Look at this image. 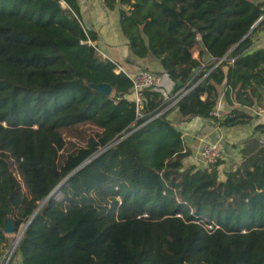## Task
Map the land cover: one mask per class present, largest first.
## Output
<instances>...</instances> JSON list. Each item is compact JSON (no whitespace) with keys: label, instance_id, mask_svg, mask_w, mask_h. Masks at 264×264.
<instances>
[{"label":"trees","instance_id":"1","mask_svg":"<svg viewBox=\"0 0 264 264\" xmlns=\"http://www.w3.org/2000/svg\"><path fill=\"white\" fill-rule=\"evenodd\" d=\"M104 2L121 6L131 52L161 60L170 92L163 83L144 88L138 105L131 78L100 55L76 0H0V255L7 222L17 231L38 207L12 173V149L42 200L82 164L60 189L63 202L115 196L104 216L85 208L68 215L52 197L18 245L23 264H194L206 251L208 264H264V142L245 140L241 164L221 181L220 161L211 170L185 164L192 151L171 119L178 111L183 121L233 128L252 122L244 108L264 107V48L254 49L264 0ZM104 84L114 95L94 88ZM222 89L231 109L220 119ZM85 122L104 135L69 155L50 182L39 164L52 137Z\"/></svg>","mask_w":264,"mask_h":264},{"label":"crops","instance_id":"2","mask_svg":"<svg viewBox=\"0 0 264 264\" xmlns=\"http://www.w3.org/2000/svg\"><path fill=\"white\" fill-rule=\"evenodd\" d=\"M76 1L84 28L96 32L98 36L95 45L100 50V53L117 64L122 69V72L126 73L130 78L141 71L160 74L166 91L170 92L172 90L173 84L167 76L163 75L160 59L152 54L141 59L131 52L128 41L120 27L119 11L122 9L121 6L117 5L115 10H110L104 0ZM254 42V49L264 48V30L256 35ZM202 49L200 45L195 47L193 51L194 59L200 61ZM207 59L208 57L203 58L202 62ZM202 66H205V63H202ZM118 72H120L119 69ZM224 92L225 90L222 89L217 107L222 114L227 113L231 109L225 101ZM244 110L253 116L252 122L248 125H239L233 128L220 127L211 120L200 118L183 121L178 111L173 112L171 119L177 122V128L183 134L186 147L192 151V156L185 160V164L187 166H195L197 169H207L206 164L199 156L202 144L205 142L218 143L223 152V159L218 167L219 178L224 181L226 174L235 170L241 164V151L245 140L253 136L264 142V133L256 130L258 126L264 125V107L244 108ZM203 254L204 257L194 264H208L209 253L206 251ZM198 256L200 254L194 257ZM189 259L184 264H188L187 261ZM12 264H23L21 257H16Z\"/></svg>","mask_w":264,"mask_h":264},{"label":"rangeland","instance_id":"3","mask_svg":"<svg viewBox=\"0 0 264 264\" xmlns=\"http://www.w3.org/2000/svg\"><path fill=\"white\" fill-rule=\"evenodd\" d=\"M103 135V129L92 122H85L72 128L60 130L52 137L49 152L39 164L40 168L43 173H45L48 180L52 182L56 179V172L60 170L69 155L75 154L80 148L91 147L98 141L99 137ZM7 153L10 156L12 169L15 170V168H18L20 171L21 186L25 196L29 201L35 202L39 206L43 200L30 182L28 165L23 162H18L12 149H7ZM222 159L223 156L220 159V162H222ZM54 197L60 203L61 208L66 214H69L74 209L85 208L93 210L99 216L107 214L112 208L115 200L113 193L105 191L95 192L91 196L89 195L90 202L86 206L80 203V199L74 200L73 202H63L64 197L60 190L56 192ZM23 227L24 226L19 228L13 235L6 234L10 239L6 249H12L15 247L16 239L19 236V233L23 230ZM205 242L206 245L209 246L208 238L205 239Z\"/></svg>","mask_w":264,"mask_h":264},{"label":"built area","instance_id":"4","mask_svg":"<svg viewBox=\"0 0 264 264\" xmlns=\"http://www.w3.org/2000/svg\"><path fill=\"white\" fill-rule=\"evenodd\" d=\"M89 45L95 46L90 40L88 41ZM98 52L100 53V50L96 48ZM100 55L107 59L105 55L100 53ZM119 71L122 72V69L119 68ZM162 76L160 74L149 72V71H141L136 76L132 77L131 80L133 82L134 86V92L136 94V103L138 105L141 104L140 100V92L144 88H150V87H156L162 83ZM185 93H188L185 92ZM214 115L220 119L224 118V114H222L218 109H216ZM222 149L221 146L218 143H211V142H205L202 144V148L199 152V156L201 160L206 164L207 169L211 170L213 167L216 166V164L220 161L222 158ZM20 162H23V159L20 160ZM14 177L21 183V174L18 168L11 169ZM120 201V198H117ZM147 216V215H145ZM24 228V227H23ZM208 228H211L208 226ZM17 244L12 249H6L4 248L3 252L0 255V264H12L16 257H21V255L17 252Z\"/></svg>","mask_w":264,"mask_h":264},{"label":"water","instance_id":"5","mask_svg":"<svg viewBox=\"0 0 264 264\" xmlns=\"http://www.w3.org/2000/svg\"><path fill=\"white\" fill-rule=\"evenodd\" d=\"M264 17H262L258 23H260L262 21ZM257 23V24H258ZM256 24V25H257ZM201 48H204V46L202 44H200ZM233 50V49H232ZM231 50V51H232ZM230 51V52H231ZM229 52V53H230ZM229 53L227 55H229ZM201 68H197L195 70L194 73L191 74L190 76V80L192 78L195 77V75L200 71ZM94 88H96L99 92L107 95V96H112L113 92H114V89L111 85L109 84H104V85H100V86H94ZM176 103V102H175ZM173 103V105L175 104ZM129 134L123 136L121 139L119 140H115L111 143V145L109 147H112L114 146L115 144H117L118 142H120L122 139L126 138ZM84 164H82L81 166H79L78 168H76L74 171H72L62 182H60V184H58V186L42 201V203L37 207V209L35 210V212L33 213V215L31 216V218L28 220V222L24 225V228L23 230L19 233V236L17 237L16 239V244L17 246L19 245L26 229L28 228V226L30 225V223L32 222V220L35 218V216L40 212V210L42 209V207L46 204V202L48 200H50L52 197H54V195L56 194L57 191H59L64 185L68 184L69 181H70V178L79 170L81 169V167H83ZM16 232V227L14 225V221L12 219H10L8 222H7V226H6V229H5V234H14Z\"/></svg>","mask_w":264,"mask_h":264}]
</instances>
